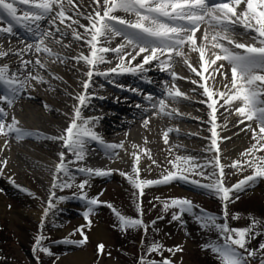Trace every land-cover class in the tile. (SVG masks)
I'll use <instances>...</instances> for the list:
<instances>
[{"label": "snow or ice", "instance_id": "6c2138e0", "mask_svg": "<svg viewBox=\"0 0 264 264\" xmlns=\"http://www.w3.org/2000/svg\"><path fill=\"white\" fill-rule=\"evenodd\" d=\"M91 4V11L85 14L80 10V5L76 0H0V22L5 19L8 21L6 27L0 26V36L5 34L15 36L17 35L15 28L19 27L35 38L33 43H27L25 48L15 52L0 50V59L8 57L11 53L19 57L21 61L20 67L16 71H12L7 64L0 65V86H2L0 88V136L17 141L42 136L45 140L62 142V147L66 151L58 154L59 162L55 165L52 190L63 191L72 188L76 173L88 177L93 175L108 176L111 174V170L85 167L73 169L70 167V165L84 161L91 142L100 144L112 156L118 155L115 149L123 147V144H107L102 136L95 131L99 123L98 117L83 115V108L88 106L92 98V93L88 90L92 87L94 75L102 76L111 83V73L136 75L138 72L147 71L144 68L145 65H153V62H156L154 66L171 76L173 81L171 88L165 84L164 91L167 98L178 102V98L186 100L188 97L180 91L175 81L188 78L180 77L170 69L174 68L177 58H182L190 72L199 77V80L190 82L203 89V95L207 98L206 101H201L206 103L207 108L211 110L208 120L211 125L209 128L211 137L208 139L211 143L206 150L215 152L216 155L205 163H193L195 158L190 156H176L174 160L169 161L173 171L166 170V175L162 173L159 179L149 180L140 179L138 167L140 156L134 153V175L123 172L120 175L126 177L132 187L138 191L140 197L145 194L147 188L167 185L173 181L190 183L211 193L223 205L224 223H218L220 217L209 214L203 209L196 212L194 209L197 206L186 198L165 201L163 209L165 211L170 208L178 210L172 214L174 221H180L183 224L182 216L187 214L193 216L202 229L215 230L218 234L217 241L208 242L201 247L206 251L210 250L216 256L218 264H252V260L256 259L258 253H264V243L259 245V249L250 248L249 245L257 236L264 234L262 232L264 225L253 217L249 226L231 228L227 223V207L228 204L239 198L238 193L247 191L258 180L264 179V155H258V153H264V0H91ZM118 13H123V15ZM81 20H85L87 23H81ZM42 22H47L48 26L42 27ZM202 26H204L203 31H201ZM237 27H242L245 31L237 33ZM67 29L71 30L70 35L73 41L82 42L88 47L87 55L81 53L71 58L62 57L46 44V41H51L62 47H69V45L63 44V39L69 36ZM80 29L83 31L81 32ZM198 32L201 33L200 37H197ZM57 34L60 38H57ZM235 35H247L252 43L238 42L233 39ZM117 37L121 38V42L115 47H109L108 45ZM186 46L187 52L185 51ZM209 46L211 49H217L218 52L213 51L211 57L206 59V50L209 49ZM33 52L45 54L51 58L53 63L56 61L65 63L68 59H72L77 64L83 61L87 67L84 75L88 79L81 82L83 92L74 97L78 104L74 106L69 125L58 136H44L41 133L26 130L20 126V121L14 115L10 121L8 120V109L12 108L26 91L30 81H35L37 84L48 83L44 76L39 73L33 75L28 69V66L32 65L34 68L38 66L47 72L45 64L39 58L35 61L24 58ZM109 52L114 53L120 62L107 71H100L101 64L110 63L105 55ZM191 53L199 54V67L190 62ZM141 56L140 62L133 66L132 62ZM209 68H211V72ZM205 73L211 77L214 83L220 84L224 90L213 91L206 86ZM216 74H219L221 78L218 81ZM49 75L52 76L51 73ZM52 79H60V77L52 76ZM214 97L217 98L214 99ZM146 99L149 101L150 107L157 111V114L172 117L175 112L177 116L181 115L178 110H166L168 104L165 98L154 101L153 97L149 95ZM220 100L223 101L220 107L238 105L235 107V114L241 117L240 124H245L246 121H255L256 124L255 127H252L251 123H247L245 129H242L250 131L254 141L251 147L241 153V157L244 159L233 161L231 165L227 166L238 171L251 169V174L231 187L224 184V168L226 166L220 163L218 144L220 137L217 132L219 126L216 123V112L218 111L216 106ZM137 107L140 105L138 104ZM148 122V119L144 120L145 125ZM224 126L226 127V125ZM171 131L173 130L169 129L164 133L166 144L168 133ZM224 139H231V137ZM144 152L151 159L148 150L145 149ZM69 157H74V159ZM0 163L6 166L7 161ZM153 163L156 162L153 160ZM209 168L212 171H208ZM61 174L68 179H62ZM192 176H199L208 182L203 183L201 180L191 179ZM86 185L90 186L88 179H84L76 185L80 192L79 194L74 193L73 196L85 201L87 210L83 213V217L88 221L87 227L90 228L89 217L94 213V208L102 202L98 198L87 195L84 191ZM54 199L59 203L68 198L56 197L55 191H51L47 207L43 210V218L48 217L49 212L55 207ZM107 207L115 213L122 231L143 229L145 233L147 232L148 226L141 218L127 217L113 208L111 204H108ZM137 212L139 216L143 215L140 204H137ZM43 218L41 225H43ZM233 218L238 219L239 214H235ZM152 224L154 225L155 221ZM84 227L81 226L73 233H79L82 239L74 241L66 239L63 243L77 246L87 243L88 236L84 232ZM43 239V236L36 238L33 252L52 257L54 253L42 245ZM104 248L103 243L97 245L99 253H103ZM147 251L149 255L159 254L162 259L159 261L146 259L142 255L138 264H174L173 260L163 257V252L167 251L174 256L176 253L182 252L183 247L176 245L172 248H165L162 244L154 242ZM36 264H42L39 256L36 257ZM259 264H264V255H260Z\"/></svg>", "mask_w": 264, "mask_h": 264}, {"label": "bare ground", "instance_id": "6f19581e", "mask_svg": "<svg viewBox=\"0 0 264 264\" xmlns=\"http://www.w3.org/2000/svg\"><path fill=\"white\" fill-rule=\"evenodd\" d=\"M76 2L80 5V10L85 14L91 11V0H76ZM118 14L123 15V13ZM128 18L131 19L132 17ZM5 21L8 23L7 19H5L3 24L0 22V26H5ZM81 23L86 24L87 21L81 20ZM47 26V22H42V27ZM203 27L204 26H202L201 31H203ZM61 28H63L62 25ZM15 31L18 36L26 38L27 43L34 42L35 38L26 33L23 29L16 27ZM66 31L69 32V36L63 39V44L69 45V47L65 48L60 44L46 41V44L50 48H52L53 44L61 46L66 50V53L58 50H53L54 52L59 53L62 57L71 58L81 54L76 51V47L88 48L82 42L73 41L71 39L70 29ZM80 31L82 32L83 29H80ZM236 31L237 33H243L245 30L242 27H237ZM200 35L201 33L198 32L197 37H200ZM15 36H8L7 34L0 36V50H11V52H15L16 50L25 48L27 43L19 41ZM57 38H60L59 34H57ZM233 39L242 43H252L247 35H235ZM120 42L121 39L117 37L108 46L115 47ZM199 42L198 40V43ZM86 50L87 52L83 53L85 55L89 53V49ZM67 51H71L72 54L75 53V55L69 54ZM185 51L187 52V46L185 47ZM213 51L218 52L217 49H211L209 46V49L206 50L205 58H210ZM105 55L110 63L101 64L99 66L100 71H107L120 62L112 52ZM45 57L48 56L43 53L35 54L34 52L24 57L25 59H31L33 61L39 58L41 62L45 64L47 72H45L44 69H40L38 66L34 68L32 65H29L28 69L33 75L39 73L44 76V79L47 80L48 83L37 84L35 81H30L26 91L23 92L15 105L8 109V120L10 121L11 117L14 115L20 121V126L26 130L34 133H41L44 136H58L63 133L69 125L74 106L78 104V101L74 99V97L83 92L81 82L88 79L87 76L84 75L87 71V67L84 65L83 61L77 64L74 60L68 59L65 63H61L60 61L53 63L51 58ZM141 59L142 56L137 57V59L132 62V65L134 66L139 63ZM189 60L194 66L199 67L198 53H191ZM20 63L19 57L11 53L8 57L0 59V65L7 64L12 71H16L20 67ZM125 63H127V61H125ZM155 63L156 62H153V64ZM146 66L148 65L144 66L145 69ZM170 71H174L180 77L188 78L187 80L177 79L175 81L180 91L185 93L188 99L178 98V102H173L171 99L167 98L164 91L165 84H167L168 88H171L173 81L171 76L161 71L157 72V76L164 80L160 90L155 89L148 83L146 71L138 72L136 75L131 73L119 75L111 73V83L102 76L94 75L92 87L88 90L92 93V98L88 106L83 108V115L85 117H98L99 123L95 131L102 136L107 144H123V147L115 149L118 155L112 156L109 152H106L103 146L91 142L84 161L70 165L73 169L85 167L111 170L110 175L103 177L95 175L88 177L80 173L75 174V177L80 175V177H83L82 179L94 180V184L90 186V189H87L92 195H90V197L98 198V200L102 202L109 189L118 191L120 183L123 182L130 186L131 184L126 177L120 175V173L123 172L128 175H134V153L140 156L138 165L140 169V179L149 180L159 179L162 173L166 175V170L173 171L174 169H172V165L169 164V161L174 160L176 156H190L195 158L193 163H205L207 160H212L216 155L215 152L206 150L211 143L210 139H208L211 137V132L209 131L211 125L208 123L209 112L211 110L207 108L206 103H202L201 101H206L207 98L203 95V89L190 82L193 80L192 78L199 80V77L190 72L183 63L182 58H177V63ZM209 71L211 72V68H209ZM49 73H51L52 76L60 77V79H52ZM204 75L207 77L206 86L213 91L224 90L220 84L214 83L211 77H208L207 73ZM220 79L219 74H216V80L218 81ZM117 81L131 84L133 88H138L140 91L145 90L155 93L157 97L153 98L154 101L165 98L168 104V109L166 110H178L181 115L177 116L175 112H173L172 117L160 115L151 107L142 111L138 110L135 103L136 101L131 102V99H141V96H139L140 91L135 89L134 91H136V93L126 95L127 99L123 100L124 103H120V99L117 100V103H115V101L111 102L115 95L110 91L114 89L113 83ZM0 88H2V86H0ZM100 97H103V99H100ZM216 98L217 97H214V99ZM220 104H223L222 100H220L216 106L218 109L216 112V123L219 126L217 127V132L220 137L218 140L220 163L226 166L224 168V184L225 186L231 187L241 180L240 177L246 174V171H238L227 166L231 165L233 161L244 159L241 157V153L251 147L253 143L251 144L250 142L252 133L242 129H245L247 123H251L252 127H255L256 124L255 121H246L245 124L239 123L241 117L235 114V107L238 105L234 104L220 107ZM116 117L123 121L119 123V119L117 120ZM145 119L149 121L147 125L144 124ZM224 125H226V127ZM169 129L173 131L168 133V142L166 144L164 142V133ZM177 129L179 130L178 132L176 131ZM226 137H231V139H224ZM30 149L34 151L35 154H31L29 152ZM145 149L150 153L151 159L145 154ZM62 151H66L62 147V142L45 140L42 136L40 138L29 137L21 141L0 136V162L7 161L6 166L0 163V169H2L0 173L12 183V185L2 184V187L10 194H15L16 196H20L19 194L22 192L23 199L19 200L17 204L19 207L24 205L28 206L27 210L16 208V216L25 219H34L40 222L43 218V211L39 210V207L48 204L51 191H55L56 197L61 196L58 189L52 190L51 185L55 172V165L59 162L58 154ZM258 155H264V153H258ZM69 158L74 159V157ZM157 158L164 159L163 166L159 167L156 166V163H153V160L157 162ZM208 171H212V169L209 168ZM109 176L112 177V182L101 186L100 180ZM190 178L201 180L203 183L208 182L202 180L199 176H192ZM62 179L67 180L68 178L62 176ZM26 183L30 185L27 186ZM158 186L160 189L157 188L158 190L148 192V194H144L142 197L138 195L136 189L131 187L134 193H136L134 201L141 205L143 211V215L137 218H145V214L147 213L146 204L148 203L146 199L152 198L157 204H163L165 201H170L175 198H186L192 202H197L201 201L202 196L196 191H206L182 181H173L170 184ZM103 190L105 191L104 193ZM212 199L217 202L220 201L214 196ZM5 200L6 199L2 198V201L6 202L9 206H7L8 209H11L10 202ZM54 202H56L55 199L53 200V203ZM176 211L178 210L176 209ZM49 214H52V211H50ZM49 217L51 216L45 218L44 223L49 221ZM13 220H15V218H13ZM182 220L187 221V217L183 215ZM101 237H103V234L100 231L91 234V239L96 240ZM24 242L25 238L23 237L22 243ZM69 264H87V257L81 252L74 253L70 257Z\"/></svg>", "mask_w": 264, "mask_h": 264}, {"label": "rangeland", "instance_id": "374dc122", "mask_svg": "<svg viewBox=\"0 0 264 264\" xmlns=\"http://www.w3.org/2000/svg\"><path fill=\"white\" fill-rule=\"evenodd\" d=\"M6 26L7 23L5 24ZM19 41L27 43L24 38ZM86 49L88 48L76 47L78 53H86ZM52 50L66 53V50L58 45L52 44ZM67 53L72 54L71 51H67ZM72 55H75V53ZM154 65L146 66V76L149 77L148 81L151 86L160 90L164 80L156 76L159 68ZM192 79L195 80V78ZM125 83L118 81L113 83L114 91L111 90L110 92L114 93L115 96L111 102L115 101L117 103V100L120 99L119 102L124 103L123 100L127 99L126 94L136 93L134 89L139 91L138 88H133L131 84ZM140 95L142 96L141 99H131V102L136 101V105L141 103L139 104L140 107H138L141 111L150 107L145 95H151L153 98L157 97L155 94H147L146 91H141ZM116 119H119V123L123 121L118 117ZM250 142L251 144L254 143L252 138ZM29 152L35 154L31 149ZM156 160V166H163L164 159L157 158ZM250 174L251 169H248L246 174L240 178L243 179ZM82 178L80 175L76 176L73 187L70 189L63 191L58 189L61 196L68 199L59 203L54 202L55 207L51 210L52 214L48 215L51 216L48 219L49 221L44 223L45 218H43V225H41V221L16 216V208L27 210L28 206H18V201L23 199L22 192L19 194L20 196H16L6 191L2 184L12 185V183L0 173V264H36L37 256L40 257L42 264H69L70 257L78 252L83 253L87 257V264H138L142 255L146 259L159 261L162 259L159 254L152 253L149 255L147 251L148 247L154 242L162 244L165 248H172L176 245L183 247V251L176 253L174 256L167 251L163 252V257L173 260L174 264H218L216 256L210 250L206 251L201 247L208 242L217 241L218 234L216 231L202 229L196 219L187 214H185L187 221H184L183 224L180 221H174L172 214L177 212L176 209L170 208L165 211L163 204H157L152 198L146 199V202H148L146 204L147 213L145 218H142L144 224L148 226L147 232L145 233L143 229L122 231L115 213L111 208L107 207L108 204H111L113 208L127 217H140L137 212V203L134 201L135 195L131 188L132 186L125 182L120 183L118 191L110 189L107 191L102 203L94 208V213L89 217L91 227H87L88 221L83 217V213L87 210V205L85 201L76 199L73 196L74 193L79 194L80 189L76 185L84 180ZM88 180L89 185L92 186L94 180ZM112 180L110 176L104 177V179L100 180V184L104 186L111 183ZM26 185L29 186L30 184L26 183ZM90 186L86 185L84 189L89 197L91 193L87 189H90ZM157 188L160 189L159 186L147 188L145 189V194L158 190ZM196 192L202 196V199L201 201L193 202L197 206L194 210L199 212L203 209L209 214L220 217L218 223H224L221 201L217 202L212 199V194L207 191L197 190ZM237 195L239 198L228 204L227 207V223L229 227H247L253 217L264 225V179L258 180L252 188ZM2 198L10 202L11 209H8L9 206L2 201ZM46 207L47 205L39 207V210L43 211ZM235 214H239L238 219L233 218ZM160 217L163 218L161 219ZM153 221H155L154 225L152 224ZM81 226H85L84 232L88 236L87 243L82 246L63 243L66 239L73 241L82 239L79 233L73 234ZM98 231L103 234V237L96 240L91 239V234ZM262 232H264V229H262ZM38 236L44 237L41 243L54 253L52 257L33 252ZM23 237L25 238L24 243H22ZM101 243L105 245L103 253H99L97 249V245ZM261 243H264V234L253 239L249 247L259 249ZM260 255H264V253H258L256 259L252 260V264H259Z\"/></svg>", "mask_w": 264, "mask_h": 264}]
</instances>
